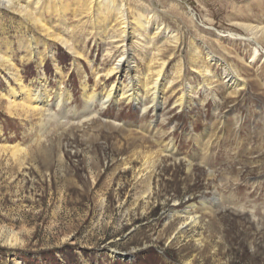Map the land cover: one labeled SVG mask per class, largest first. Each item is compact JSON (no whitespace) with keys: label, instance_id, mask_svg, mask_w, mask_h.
<instances>
[{"label":"rangeland","instance_id":"1","mask_svg":"<svg viewBox=\"0 0 264 264\" xmlns=\"http://www.w3.org/2000/svg\"><path fill=\"white\" fill-rule=\"evenodd\" d=\"M153 7L182 35L178 51L168 45L162 56L168 80L182 71L171 91L162 90L169 100L159 106L163 117L111 103L74 131L83 119L73 115L83 112L80 82L60 46L55 55L62 86L72 94L67 119L47 125L9 115L0 100V147L7 148L0 151V264H264V0H161ZM10 13L0 12V52L8 50L25 81L34 82L33 63L19 62L28 55L22 44L29 25ZM69 14L45 12L43 22L56 35L62 23H76ZM91 41L79 45V67L89 71L91 62L106 71L117 57L116 45L109 46L115 54L110 59L102 40ZM194 51L203 61L210 52L231 66L244 89L225 90L222 68L210 63L214 79L208 92L197 93L198 105H173L186 85L201 83L193 71ZM43 70L56 86L52 64ZM170 141L173 156L162 151ZM17 146L27 156L21 168L11 156ZM156 152H162L159 159ZM149 172L150 191L140 176ZM183 212L198 223L177 235ZM13 235L19 244L10 247Z\"/></svg>","mask_w":264,"mask_h":264},{"label":"bare ground","instance_id":"2","mask_svg":"<svg viewBox=\"0 0 264 264\" xmlns=\"http://www.w3.org/2000/svg\"><path fill=\"white\" fill-rule=\"evenodd\" d=\"M155 1L159 3L161 0H145L146 5L143 6L140 3H135L134 0H0V12L2 10L11 12L29 25L30 36L25 37L22 44V52L28 55L21 57L19 62H22V64L23 62H32L37 70V77L34 82L25 81L21 69L14 63L13 56L7 52L8 50L0 52V69L3 73L1 79L5 83L4 90L0 94V100L3 101L6 112L9 115H18L25 119H39L42 124L47 125L56 124L72 114L71 109H69L72 103V94L62 86L65 79L61 72V64H59L55 55V46H60L67 50L70 55V68H73L80 82L83 112L75 114L73 111V115L76 117L78 115V118L81 115L83 119L78 124L72 125L75 127L73 128L74 131H82L84 129L83 125L88 124V121L92 122L111 103L133 104L134 108L138 107L141 114L152 113L155 120L163 117L161 114L159 115V106L161 104L165 105L169 101L167 95L164 96V91H171V85L182 76V71L181 69L175 70L173 77L168 80L164 70L166 59H162V56L167 52L168 45L178 51L182 44V35L178 30H171L160 18L155 9L156 7H153ZM45 12L58 14L62 17L70 13L72 18H76V23L69 26L62 23L63 30H56L57 33L54 35L49 32L50 28H47L43 22ZM88 28H90V31H87ZM34 32L37 37L34 36ZM257 33L254 35H257ZM40 34H42V37H40ZM228 34L231 37L236 35L235 33ZM62 35H65L66 38H63ZM262 35L264 36V32ZM89 39L94 43L102 40L106 57L111 59L117 54L116 59L106 71L88 61L89 71L84 70L85 68L81 70V67H79L78 58L82 55V52L80 53L78 50L79 45ZM105 39L108 42L105 43ZM110 45H116L114 55L111 48H109ZM259 50L258 46L255 47L253 59L258 57ZM193 54L195 56L191 58V60L194 59L193 71L201 76V83L196 88L188 84L184 87L185 91L183 90L181 93L178 91L180 95L175 99L173 98V105L178 106V108L198 105V102H195V99L200 98L197 93H200V90L202 95L208 92L209 84H211L209 82L214 79V77H211L210 63L222 68L223 74L220 81L225 90L227 89L236 94L237 91L244 89V82L240 80L237 72L231 66L224 64L210 52L205 54L207 56L205 61L201 59L197 51H194ZM138 59L143 63L141 67L136 62ZM46 62L52 64V78L57 81V87L51 86V82H48V76L46 77L44 73L43 68ZM86 73L92 77L91 84L86 79ZM102 76L105 79H112L111 83L108 85L103 83ZM175 76L176 78H174ZM121 78L124 79L122 82H120ZM35 82L34 87L33 83ZM162 90L164 91L162 92ZM63 125L68 126L66 123ZM110 127L115 129L114 126L109 125ZM129 134H132V132H129ZM140 138L144 139L143 137ZM169 143L170 145L163 148L162 151L173 156L175 148L171 141ZM161 144L163 143L161 142ZM5 149L7 150L6 146L0 147V151ZM156 153L155 157L159 159L162 152ZM45 154L44 151L43 155ZM11 156L17 161L19 168L25 166L27 156L22 148L15 147ZM59 161H61V156H59ZM146 164L147 162L143 166H146ZM127 165L125 164V166ZM190 169L191 165L188 166V171ZM152 172L146 175L140 173V176L145 178L144 182L148 184L149 191ZM218 204V201L215 202L210 211L216 210ZM190 208L194 210L193 206ZM183 214L186 217L177 227V235H181L188 226H196L198 223L197 216L189 217V212H183ZM7 244L10 247H15L19 244V239L13 235Z\"/></svg>","mask_w":264,"mask_h":264}]
</instances>
